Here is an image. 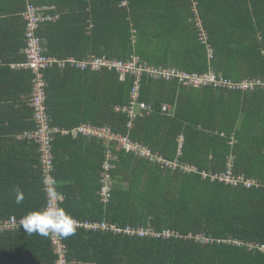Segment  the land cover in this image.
Instances as JSON below:
<instances>
[{"label": "trees", "instance_id": "1", "mask_svg": "<svg viewBox=\"0 0 264 264\" xmlns=\"http://www.w3.org/2000/svg\"><path fill=\"white\" fill-rule=\"evenodd\" d=\"M50 3L56 6L54 14L60 16L40 29L48 56L61 60L106 56L128 61L135 55L157 68L197 74L213 71L234 82H264V0ZM37 4L47 2L37 0ZM17 6L10 12H16L11 14H17L13 20L24 25L25 38L22 12L26 3L19 0ZM197 18L208 34L211 60L207 46L201 42ZM0 60V97H5L6 103L15 101L23 91L21 83L27 80L30 89L25 90L32 94L29 105L22 104L23 109L21 104L0 106V114L7 115L9 121L0 120V137L10 136L3 142L12 145L29 143L38 149L34 143L17 140L36 127L32 107L34 75L12 68V63L25 61L26 55L0 56ZM46 79L47 108L53 127L70 130L85 124L131 135L135 142L181 165L170 169L113 148L111 175L115 185L111 200L103 203L99 193L104 144L97 139L90 141L100 154L98 176L90 181V192L76 195L73 188L60 183L64 179L62 143L73 139L57 135L54 175L59 193L65 197L62 206L74 218L108 221L121 227H153L180 236L166 240L76 230L74 235L64 238L71 264H264L263 253L233 243L264 245V87L247 92L195 89L177 81L145 78L141 100L155 105L156 111L140 117L131 130L129 114L117 112L116 108L131 104L137 76L121 78L106 69L56 67L46 72ZM166 103L172 105V115L162 113ZM83 140L86 139L73 142ZM232 156L234 173L255 178L261 185L247 188L244 183L234 186L213 179L211 175L228 171ZM14 161L10 152L0 154V222L11 217L22 219L48 201L41 162H35L30 173L22 172ZM16 187L24 196L19 205L15 203ZM199 236L211 242L202 244L197 241ZM0 242L15 248L23 257L21 261L27 262L30 250L40 247L44 264H56L49 235L28 234L21 229L0 233Z\"/></svg>", "mask_w": 264, "mask_h": 264}, {"label": "built area", "instance_id": "2", "mask_svg": "<svg viewBox=\"0 0 264 264\" xmlns=\"http://www.w3.org/2000/svg\"><path fill=\"white\" fill-rule=\"evenodd\" d=\"M26 9L22 12V17L25 21V55L26 60L12 64L14 70H24L33 73L34 92L32 97V107L34 108L35 129L26 131L21 138L38 145L40 152L41 170L43 173L44 191L47 196V205L60 206L64 203L63 196L58 190V181L55 173V155L54 142L57 135H72L74 137L84 136L90 139H97L105 146L104 161L102 164L101 173V189L99 196L103 203H108L113 194L114 179L111 175L113 153L112 149L125 150L129 154H136L140 158L147 159L152 163L161 164L164 167L175 169L181 167L178 161H167L160 154H156L151 148L141 143L135 142L131 135L123 136L112 133L107 128H98L92 125H81L74 129H59L51 124V117L47 108V79L46 72L53 68L66 69L68 67L82 71H102L104 69L115 72L121 78L127 75L137 76L135 87L132 91V101L129 106L117 107L116 111L123 114H129L131 118L130 128H134L135 122L140 118L152 115L156 111L154 105H149L141 100L143 81L145 78L161 80L166 82L177 81L184 87L202 89L212 87L216 90L226 89L232 91L247 92L264 87V82L260 81H242L234 82L224 76L210 71L206 74L188 73L176 68H157L145 62L140 56H132L128 61H119L109 59L106 56H88L86 59L77 60L76 58L57 59L46 54L43 38L40 36V29L45 23L54 22L58 16L54 15L56 8L49 5H39L37 0H24ZM126 5V2L123 3ZM197 3H194L196 11ZM198 25L201 29V42L208 48L209 59H213V51L209 46V38L207 32L203 29L202 23L197 18ZM173 107L170 104H163L162 113L164 115H172ZM235 158L232 156L229 169L222 174L211 175L213 179H220L234 186L244 183L247 188L261 185L260 181L254 178H245L242 175L234 173ZM186 170H192L185 167ZM207 174H205L206 176ZM76 221V230H85L93 233H109L118 236L126 237H141V238H157L169 240L173 237H180L177 233L168 230L158 231L153 227H136L128 226L121 227L108 221H91L74 218ZM21 219L11 217L0 222V233H14L22 229ZM52 243L53 251L57 256L56 264H71L68 258V247L64 243V238L56 234H49ZM197 241L202 244L211 242L205 236L197 237ZM241 247H245L251 251H259L264 254V245L255 243H244L234 241Z\"/></svg>", "mask_w": 264, "mask_h": 264}, {"label": "crops", "instance_id": "3", "mask_svg": "<svg viewBox=\"0 0 264 264\" xmlns=\"http://www.w3.org/2000/svg\"><path fill=\"white\" fill-rule=\"evenodd\" d=\"M18 1L19 0H0V56L7 58H16L18 56L24 55L25 53V38L23 35L24 25H21L20 23L13 20L15 17H17V14L14 16H11V14H14L16 12H10L11 10L16 9L18 7ZM51 1L54 0H40V2H47V4L45 5L54 6L56 8L55 5H51ZM53 12L56 13V10ZM56 16L59 17L60 15ZM43 41H45L44 38ZM21 45L23 46L21 47ZM1 65H3V63L0 60V66ZM27 81V83L24 81L21 83V88L23 91L21 92V94H19V96H16V98L14 99L15 101L6 103L7 99L5 97H2L3 99L0 97V106L21 104L19 105V107L23 109V103L29 105L30 96H32V94H28V92L25 90V87L30 89V82L29 80ZM9 89H13V86L9 85ZM7 119V115L0 114V120L9 122ZM6 127L11 126L7 124ZM60 136L64 138L73 139L71 140V142L62 143V148L60 150V152L63 154L64 160L63 168L61 170L64 179L63 181H60L61 185L65 186V188L66 186L67 188H73L72 193L76 195L80 194L81 191L90 192L91 189L88 188L91 183L90 181L96 180L99 172L100 154L98 153V147L95 146L93 143H90L92 139L88 137H74L72 135ZM10 138V136L0 137V144ZM83 138L86 140H83L78 144H74L73 141ZM17 140L19 142L25 141L21 138V135L17 137ZM8 152H10L14 156V164H16L19 169H22V172L28 171L32 173L34 169L33 164H35V162L40 161L38 149L35 145L29 143H26L24 145H12L7 142H3L0 145V154H5ZM62 196L65 200L64 195ZM7 244L8 243L6 242H0V264H32L33 261L35 262V264L45 263L42 257V250L40 247L34 250H30V257L28 258L27 262H25L21 261L23 257L18 254L16 249L9 247Z\"/></svg>", "mask_w": 264, "mask_h": 264}, {"label": "clouds", "instance_id": "4", "mask_svg": "<svg viewBox=\"0 0 264 264\" xmlns=\"http://www.w3.org/2000/svg\"><path fill=\"white\" fill-rule=\"evenodd\" d=\"M14 192L15 203L19 205L24 199L23 192L19 187L14 188ZM20 226L28 234H56L63 238L74 235L77 228L74 217L59 204L45 205L29 211L21 219Z\"/></svg>", "mask_w": 264, "mask_h": 264}]
</instances>
